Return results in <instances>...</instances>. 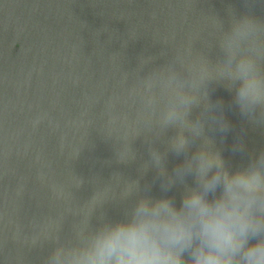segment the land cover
<instances>
[{
    "label": "water",
    "instance_id": "water-1",
    "mask_svg": "<svg viewBox=\"0 0 264 264\" xmlns=\"http://www.w3.org/2000/svg\"><path fill=\"white\" fill-rule=\"evenodd\" d=\"M202 153L264 178V0H0V264H67L141 201H211Z\"/></svg>",
    "mask_w": 264,
    "mask_h": 264
},
{
    "label": "clouds",
    "instance_id": "clouds-1",
    "mask_svg": "<svg viewBox=\"0 0 264 264\" xmlns=\"http://www.w3.org/2000/svg\"><path fill=\"white\" fill-rule=\"evenodd\" d=\"M245 74L240 100H254L258 89ZM180 139L178 148L183 147ZM199 178L211 201L193 193L176 211L170 201L153 207L141 201L134 219L101 231L90 247L67 264H264V178L258 171L223 169L219 155L202 153ZM215 165L211 178L208 172ZM217 186L222 187L219 196Z\"/></svg>",
    "mask_w": 264,
    "mask_h": 264
}]
</instances>
